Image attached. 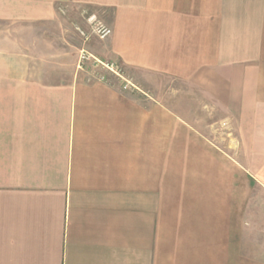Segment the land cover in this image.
I'll return each mask as SVG.
<instances>
[{"label": "crops", "instance_id": "obj_1", "mask_svg": "<svg viewBox=\"0 0 264 264\" xmlns=\"http://www.w3.org/2000/svg\"><path fill=\"white\" fill-rule=\"evenodd\" d=\"M58 6L107 9L91 52L134 87L57 41L36 73L0 34V264H264V0H38L15 19L58 29Z\"/></svg>", "mask_w": 264, "mask_h": 264}, {"label": "rangeland", "instance_id": "obj_2", "mask_svg": "<svg viewBox=\"0 0 264 264\" xmlns=\"http://www.w3.org/2000/svg\"><path fill=\"white\" fill-rule=\"evenodd\" d=\"M36 1L38 0H0V12L2 10H7L10 15V19L8 21L0 20V34L3 33V40L6 37V34L8 35L10 55L16 53L18 49L17 42L20 44L19 50L22 47V42H24L23 47L26 51V56H28V58H26V66L31 69L34 65L33 70L35 69L36 73L41 72L42 64H48V52L51 48L50 44L56 43V41L63 49L64 47L69 49V54L72 53L73 56H76L78 54L77 65H79V56L82 49L94 55L91 52V48L93 47L92 44L94 43L93 40L101 39H99L98 37H96L95 34L92 33L91 27L87 23L86 19L90 16V14H96L99 19H101L103 22H105L107 26H109L108 23L110 21L111 16L107 12V9L85 8L81 12V17L83 18L84 23H80V20H78L76 16H72L69 18L67 13L68 9L66 8V6H58V8L56 9L62 16L61 22L57 26L58 29H56L55 27V29H49L48 27L39 28V26H36L33 21L29 20H26L19 24L15 19L16 12L19 10V8H21V10L22 8L26 9L27 6H31ZM241 1L242 0H233V6H256V0H243L244 3L242 4ZM83 12H85L86 14L83 15ZM77 27L82 29L83 35L79 31H77ZM65 41H68L71 44H76L77 46H79V50L76 51L75 49H71L70 46L65 44ZM33 55L37 57L36 58L34 56L36 61L33 58ZM40 61L42 64L40 63ZM30 80H33V78H30ZM165 86L173 89L183 88V85L172 82L170 80L166 81ZM176 97V95H170V101H175ZM181 97L184 98V102L186 104L191 103L192 107L193 96L182 95ZM196 99L197 100H195V103L197 104L198 108L203 107L202 103H204V101L201 100V96L196 97ZM207 112L208 111H202V113L205 115H207Z\"/></svg>", "mask_w": 264, "mask_h": 264}, {"label": "built area", "instance_id": "obj_3", "mask_svg": "<svg viewBox=\"0 0 264 264\" xmlns=\"http://www.w3.org/2000/svg\"><path fill=\"white\" fill-rule=\"evenodd\" d=\"M86 13L83 12V15ZM87 23L91 27V31L101 40H105L111 36L112 30L109 26L105 24L101 19L98 18L96 14H90V16L86 19ZM77 31H79L83 35V31L81 28L77 27ZM88 65L93 67L95 70L104 71L106 73L112 74L119 78L121 81L125 83V88L134 87L129 81L125 80L123 77L122 69L113 63H106L101 61L99 58L95 57L91 53L86 50H81L79 56V69H85ZM101 81H106V76L102 75L99 77Z\"/></svg>", "mask_w": 264, "mask_h": 264}]
</instances>
